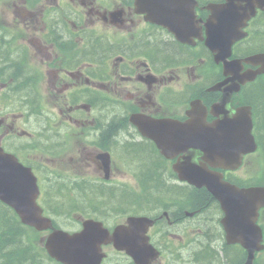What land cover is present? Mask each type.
<instances>
[{"label":"flooded vegetation","instance_id":"af4514ba","mask_svg":"<svg viewBox=\"0 0 264 264\" xmlns=\"http://www.w3.org/2000/svg\"><path fill=\"white\" fill-rule=\"evenodd\" d=\"M40 1H44L45 4H35L33 5L34 10H27L21 7L20 0H0V114H2L0 117L3 119L0 128L5 129L6 132L13 131L16 125H19V122H30L26 113L16 116L5 111L8 107H15L17 102L7 91L6 77L10 76L9 78L16 80V88L20 91L21 99H24L25 104H27L25 97L26 68L23 66L21 59L33 52L38 43V36L42 31H44L42 36L45 41L51 44H62L73 50L75 55L97 63L96 67L98 69L93 68V85L103 88L108 92V95H110L112 89L118 90L122 97L121 104L127 102L128 93H136L140 88L141 79L136 74H125L114 68L117 63L112 62V48L109 42L111 21L99 6L94 5L91 1L86 6L84 0H77L85 6L84 10L68 8L67 11L70 12L62 15L56 23H53L47 29L46 26L39 25L42 22L43 15H46V8L49 6L55 7L57 0ZM16 16H20L21 20L17 21ZM80 18L82 21H79ZM146 36L154 41V44H151L145 51L153 53L150 58L157 65L155 71L157 86L153 102L154 108L151 110L147 107H140L139 109L143 113H150V110L163 112L167 107H170L174 98L175 92L172 80L176 65H186L188 61L191 64L194 55L191 48L186 49L176 44L173 36L158 26L150 25ZM200 62L202 61L200 60ZM106 99L108 98L106 97ZM87 102L92 106L96 104L95 100L92 99ZM130 104L134 103L130 102ZM8 116H10L9 124L7 123ZM133 132V130H130L127 135L131 136ZM49 147L58 158L62 144ZM76 148L79 156L83 157L85 155L84 149L79 147L76 141H71L72 156H74ZM58 161H61V159H58ZM46 162L49 161L46 160ZM70 162L74 169L78 167V161L73 157L70 158ZM203 205L207 206L209 203L206 205L203 202ZM184 215L183 210L179 209V212H176L174 209L172 213L173 221L164 232L171 235L183 234L191 230V223L186 220ZM208 225L212 226L210 230L213 233L217 231L212 218L201 221V226ZM200 239L215 250L208 240L202 236H200Z\"/></svg>","mask_w":264,"mask_h":264},{"label":"rangeland","instance_id":"374dc122","mask_svg":"<svg viewBox=\"0 0 264 264\" xmlns=\"http://www.w3.org/2000/svg\"><path fill=\"white\" fill-rule=\"evenodd\" d=\"M258 37L260 38V40L262 42L261 45L264 46V36H258ZM109 133H115V130H114L113 126H111V125L109 127V130L107 131V134H109ZM145 159H146V157H144V155H143L140 162H138V165L140 166L139 167L140 171L143 174V176H142L143 185H144V191L143 192H145V194L144 195L142 194V196H140V197H136L129 192L123 191V193H124L123 195L126 198L127 202H138V200H140L141 202H143V201L147 202V203H144L143 205H150V204L159 202L161 200V196L154 193L153 191H151L152 189L157 188L156 185H154V180L151 179L152 178L151 175L152 174H154V175L159 174L160 184L163 185V183H165L167 186H170L168 188H164V187L160 188L162 190L160 192L166 193V194L170 195L172 198L178 200L175 202L174 208L177 206H181V205L185 206L186 204L182 201L181 197L189 196L188 193L185 191H182L181 189H179V191H178V190L174 189L173 187H171V185H175V184L171 180H169L168 178H165L164 175L161 176V174L158 171H156L157 169L155 167L150 169L151 163ZM155 190L159 191L158 188ZM146 194L151 195V198H150V196H148ZM2 215H4V214L0 212V218H7V215H4V217ZM199 227H201V225L195 226L194 229L197 230ZM206 227L211 228V226H209V225ZM197 232H198V230H197ZM192 241H194V239ZM201 244H206V242L201 241ZM194 246L195 245L193 244L189 248L183 247V249H181V250H175L173 253V258L177 262H179L180 264H193V263H195V262H193V253L194 254L198 253L200 248L197 249V251H196V250H194ZM203 251H204V246L201 247V252H203ZM206 251H207V249H206ZM204 258H206V257H202L199 255L196 258L197 263L198 264L207 263L208 259L206 258V260H205Z\"/></svg>","mask_w":264,"mask_h":264},{"label":"trees","instance_id":"16d2710c","mask_svg":"<svg viewBox=\"0 0 264 264\" xmlns=\"http://www.w3.org/2000/svg\"><path fill=\"white\" fill-rule=\"evenodd\" d=\"M257 94H258V97L256 96L257 103L261 107L259 113L262 112L260 118H261V129L264 137V91H259ZM142 156L143 155L140 156L141 159ZM147 161L149 162V160ZM154 167L156 168V166ZM151 177H152L151 179L154 180V185H157L156 187L158 188V190L164 186L159 184L160 181L159 174L157 175L152 174ZM157 178L159 181L157 180ZM160 191L162 190L160 189L158 192ZM197 197L201 201L205 202L206 205L208 204V199L203 194L199 193L197 194ZM4 215H7V218H0V264H49L48 262H46L41 258L31 257V255L29 254V252L25 247L23 240L21 239V233L19 231L17 224L8 214H4ZM4 215L2 216L4 217ZM226 255L227 254L224 253L225 258ZM204 259L206 260V258Z\"/></svg>","mask_w":264,"mask_h":264},{"label":"bare ground","instance_id":"6f19581e","mask_svg":"<svg viewBox=\"0 0 264 264\" xmlns=\"http://www.w3.org/2000/svg\"><path fill=\"white\" fill-rule=\"evenodd\" d=\"M258 36H264V30L260 29L258 31ZM261 44H262V42H261L260 38L257 37L256 39H253L252 41H250V42H248L246 44V46L242 50V53H245L248 50H263L264 46L261 45ZM108 130L109 129L106 128V129H104V132L107 133ZM140 155H144V157H146L145 160H149V162L151 163V166H153V167L156 166V163L153 160L149 159L146 156V154L140 153ZM153 167H150V169H152ZM137 175H138V185H137L138 186V190H139V192L141 194L144 195L145 192H143L144 191V185H143V179H142L143 174L141 173L140 168L137 170ZM157 180H158V178H157ZM159 184H160V181H159ZM163 185H164L163 186L164 188L170 187V186H167L165 183H163ZM163 187H161V188H163ZM171 187H173L174 189H176L178 191H179V189H181L182 191L186 192L184 187H181V186H178V185H176V186L175 185H171ZM146 195L150 196V198H151V195H149V194H146ZM181 198H182V201L186 204L184 207H187L191 203V200H189L190 196L181 197ZM129 203H135L137 205H143L144 203H147V202H144V201L141 202L140 200H138V202H129ZM180 207L181 206L175 207V211L179 212ZM1 213L5 214L4 211H2ZM197 230H198L197 233L200 236H202L203 238H205L206 240H208L211 243L212 247L217 251V253L219 255H221L222 257H224V250H223L222 243L220 241V233H219V231L217 230L215 233H213L210 230V228L209 227L207 228L206 226H201ZM201 241H203V240L200 239V238H195L194 241H192V240L186 241V243L184 245V247L189 248L191 245L194 244L195 245L194 246V250H196V251H197V249L200 248L198 253H196V254L193 253V262H195L193 264H198L196 258L199 255L202 256V257H206L208 259V261H210L211 259H213L217 255L215 250L211 249L209 244H207V243L206 244H201ZM202 246H204V251L203 252H201V247ZM181 249H183V248H181ZM181 249H178V250H181ZM206 249H207V251H206ZM226 254H227L226 258L225 257L224 258L228 262V264H236L237 263L236 257L231 252H228Z\"/></svg>","mask_w":264,"mask_h":264},{"label":"water","instance_id":"95a60500","mask_svg":"<svg viewBox=\"0 0 264 264\" xmlns=\"http://www.w3.org/2000/svg\"><path fill=\"white\" fill-rule=\"evenodd\" d=\"M212 44L219 49H224V47L229 45V42L224 36V33H219V38H215ZM13 181L12 167H0V199L15 207L23 221L35 224L34 220L31 218L33 211L32 205L29 203H21L24 198L29 197V194L23 191L18 185H15ZM62 260L65 264L72 263L68 258H62ZM79 264L83 263L79 262Z\"/></svg>","mask_w":264,"mask_h":264}]
</instances>
